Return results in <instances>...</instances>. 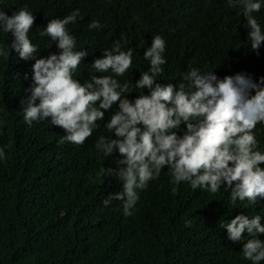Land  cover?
<instances>
[{
    "label": "trees",
    "instance_id": "1",
    "mask_svg": "<svg viewBox=\"0 0 264 264\" xmlns=\"http://www.w3.org/2000/svg\"><path fill=\"white\" fill-rule=\"evenodd\" d=\"M147 1L0 0V7L8 15L27 9L36 16L35 23L43 26L79 9L77 22L67 29L76 37L77 50L87 49L89 55L75 78L86 81L88 73L95 71L93 60L120 40L124 50H133L132 67L118 77L121 83L129 82V93L135 92L129 99L143 92L135 87V81L150 67L143 56L151 44L143 9L155 16L163 7L176 10L188 24L178 39L169 34L164 54L167 62L156 78L158 82L178 86L191 68L213 71L223 78L231 58L238 73L255 82L264 77V44L257 54L244 35L238 43L228 37L215 40L213 35L222 34L224 26L208 11H202L197 21L177 0H156L155 6L147 5ZM255 17L264 31V0ZM93 20L102 28L89 30ZM33 37L39 44L38 56L58 52L49 37H40L37 31ZM12 39L0 28L4 53L0 55V148L6 155L0 160V264H252L243 259L242 246L232 244L227 230L218 224L242 212L250 218L257 214L264 218V200L255 206L237 200L229 211L230 190L222 187L211 194L193 190L186 182L173 184L165 168L159 179L138 190L140 199L131 216L123 214V201L113 200L105 206L103 201L109 193L123 190L122 182L102 171L115 168L118 155L105 158L94 146L101 135H111L105 121L97 122L98 128L82 146L59 144L65 133L50 120L29 126L23 119L20 100L30 95L25 88L32 83L34 61L19 59L9 48ZM205 43L215 45L207 58L196 60ZM260 140L264 150V135ZM185 221H191V226Z\"/></svg>",
    "mask_w": 264,
    "mask_h": 264
},
{
    "label": "clouds",
    "instance_id": "2",
    "mask_svg": "<svg viewBox=\"0 0 264 264\" xmlns=\"http://www.w3.org/2000/svg\"><path fill=\"white\" fill-rule=\"evenodd\" d=\"M262 1L177 0V3L197 21L202 11H208L215 21L222 23L224 32L213 35L215 40L228 37L238 43L244 35L251 42V50L259 54L264 31L255 15L261 11ZM155 3L156 0L147 1L149 6ZM143 10L145 30L151 41L143 56L150 67L135 81V87L143 92L129 99L135 92L129 93V82L121 83L118 77H123L132 67L133 50H124L120 40L93 60L91 67L95 71L88 73L86 81L75 78L89 55L87 49L77 50L76 37L67 29L69 24L77 22L79 9L64 18L50 19L43 26L35 23L36 16L27 9L8 15L0 7V28L13 37L10 50L19 59L34 61L32 83L25 88V93L30 95L20 100L24 121L32 126L33 122L50 120L65 133L59 144L77 146L93 135L98 121H105L111 135H101L94 146L105 158L118 155L117 166L102 171L122 182L123 190L109 193L103 204L123 201L125 216L133 214L140 199L138 190L159 179L165 168L173 184L186 182L193 190L211 194L218 193L222 187L230 190L229 211L237 200L247 201L248 206L257 205L264 200V150L260 140L264 135V77L255 82L238 73L239 68L231 58L225 67L230 69L223 78L213 71L191 68L183 74V82L178 86L158 82L156 78L162 75V66L167 62L164 54L169 34L178 39L179 32L188 24L176 10L163 7L157 16L147 15ZM33 27L40 37H49L58 52L38 56L39 44L34 40V32L32 39L29 38ZM88 28L100 29L102 25L93 20ZM214 45L205 43L196 60L207 58ZM3 54L0 49V55ZM126 93L129 95L125 96ZM3 159L6 155L0 148V160ZM262 219L259 214L250 218L242 212L218 224L227 230L232 244L242 246L243 259L252 264L264 261ZM185 224L191 226V221Z\"/></svg>",
    "mask_w": 264,
    "mask_h": 264
}]
</instances>
